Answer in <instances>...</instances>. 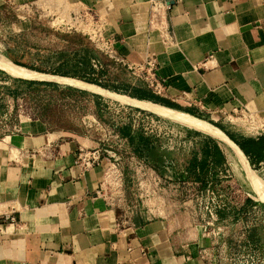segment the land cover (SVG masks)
Segmentation results:
<instances>
[{
    "label": "crops",
    "instance_id": "1",
    "mask_svg": "<svg viewBox=\"0 0 264 264\" xmlns=\"http://www.w3.org/2000/svg\"><path fill=\"white\" fill-rule=\"evenodd\" d=\"M57 1L89 11L101 24L99 39L77 28L37 25L28 14L17 31L34 34V39L0 43V67H25L37 76L12 77L28 80L29 87L45 96L54 90L63 105L79 98L91 108L83 123H52L45 96L41 107L31 111L36 114L16 116L1 108L0 264H206L201 246L189 236L191 229L175 226L168 214L154 215L157 204L142 210L111 201L103 190L109 162L102 159L84 168L78 154L81 148L103 146V131L119 126L131 156L124 162L149 161L155 164L150 175L157 180H191L219 191L231 209L251 205L259 184L244 187L236 176L231 179L228 155L236 151L252 170L264 167V0H161L171 4L166 40L149 25L151 0ZM7 2L24 5L30 0H0ZM37 33L44 40H37ZM148 57L154 58L162 94L127 68ZM97 87L150 102L176 122L106 97ZM174 112L196 118L216 138ZM137 113L171 124L182 139L168 150L155 134L133 131L126 123H141ZM22 117L31 123H23ZM210 124L229 139L228 145ZM102 150L109 160L116 159L113 150ZM152 153L155 162H150Z\"/></svg>",
    "mask_w": 264,
    "mask_h": 264
},
{
    "label": "rangeland",
    "instance_id": "2",
    "mask_svg": "<svg viewBox=\"0 0 264 264\" xmlns=\"http://www.w3.org/2000/svg\"><path fill=\"white\" fill-rule=\"evenodd\" d=\"M28 14L39 23L37 25L47 24L57 28L65 26L71 27L68 29L77 28L91 35L95 41L99 39V33H101V24L98 23V20L89 11L82 9L74 3H62L57 0H30V3L18 5L7 2L6 4L0 3V43L5 41L11 45L10 43L13 42L14 38L18 41H25L28 38L34 39V34H30V37H28L27 32L22 33L17 31V27H22L20 25L21 22H27L26 18ZM15 24L19 26H15ZM36 39L44 40V37L42 34L37 33ZM101 39L100 36V41ZM100 46L101 49H104L102 43H100ZM0 48L3 50L1 46ZM23 50L27 51V49ZM40 50V48H37V53H40ZM10 62L13 63L11 60ZM22 68L24 69L23 71L14 69L13 66H10V69L0 67V72L4 74V76L0 75V110L1 108L10 110L12 111V115L16 116L18 114H36L34 113V109L39 107L42 100L47 97L50 106H48L49 110L46 112V115L49 116L52 123H81L83 121L82 116H84L88 108H91L89 102L83 103V100L73 97L76 100L75 103L63 105L60 103L59 94L54 90H52L49 96H45L46 92H43V90L29 87L28 80L22 78L18 80V78L12 77L15 74L28 77L31 70L25 67ZM14 70L18 72L16 73ZM31 75L37 76V74L32 72ZM4 77L6 78L3 80ZM47 78L55 79L56 77L49 76ZM3 81H6V83ZM57 81L68 82L66 80ZM68 83L73 84L72 82ZM79 83L86 86L76 84L78 87L90 91L93 90L89 88L92 85L83 82ZM97 88L101 90L99 93L106 97L118 100L129 99L126 96H122L124 99H119L120 97H117L119 95H112L107 90ZM132 100L127 101L144 105L142 102L139 103L138 100ZM32 110L34 111L33 113L31 112ZM122 112H119L121 118H123ZM164 115L169 120L176 122L172 117ZM247 118L250 119V117ZM87 119L89 118H86L85 122L88 121L87 123H89ZM22 122L31 123L29 119H25L24 117H22ZM130 124L133 131L140 129L145 134H155L161 138L165 143V149L168 150H171L174 141H179L183 137L179 132L175 131L171 124L162 123L159 118L157 119L150 115L148 120L142 123H126V126H130ZM187 126L189 129L210 136V133L208 131L209 134L205 132L204 128L205 131L201 129L202 126L200 125L198 126L201 128L193 124H187ZM210 126L220 134L227 144L229 139L217 127L211 124ZM119 129L120 127L118 126L113 130L108 129L110 132L104 130L105 134L101 137L104 145H100L101 149L113 150L115 153L114 157H116V159L110 158L109 160L108 154L103 152L104 161L106 163L109 162V164H106L103 190L111 201L118 203L122 207L127 204L129 206L132 204L136 205V209H139V206L141 209L144 207L142 210H148V207L154 208V205L157 204L159 210L155 212V215L165 216L168 214L174 217L175 226L179 225L180 229H191L189 236L196 239V243L201 246V255L206 264H264V169L262 171V168H253L254 171L249 167L246 159L242 160L239 158L236 155V151L232 153V158L245 170L256 172L259 175L256 179L241 182V184L244 187L259 184V187L251 195L254 201L251 205H247L240 210L231 209L224 202V197L219 191L206 190L203 185L200 183L195 184L191 180H181L175 183L162 177H158L157 180V177L153 173L150 175V170L153 169L151 165L154 163H149V161L141 163L135 159H126L124 162V157L129 158L131 156H128L129 145L124 141V134L126 136V133L119 131ZM108 136L110 138H104ZM213 137L216 138L215 136ZM153 154L149 158L150 162H155ZM112 169L116 170V173H110L111 182H108L106 174ZM127 171L129 172L128 175L126 174ZM234 173L229 169L231 179H234V176H236ZM127 181L128 185H126ZM128 186L129 188H127ZM247 191L249 194L253 193L251 188H248ZM129 196L132 198L133 203L131 204L127 202V197ZM135 196L139 205L135 202ZM258 196L259 198H257Z\"/></svg>",
    "mask_w": 264,
    "mask_h": 264
},
{
    "label": "built area",
    "instance_id": "3",
    "mask_svg": "<svg viewBox=\"0 0 264 264\" xmlns=\"http://www.w3.org/2000/svg\"><path fill=\"white\" fill-rule=\"evenodd\" d=\"M171 4L166 1L161 0H151L150 1V18L149 25L152 29L159 30L164 39L166 40V35L169 32L168 25V10L170 9ZM127 68L131 71V73L139 78L143 79L147 85L152 89L156 94H162L163 85L159 81L155 73V61L154 58L148 57L141 63L136 64H128ZM136 120L138 119L141 123L148 120L149 115H142L137 113L135 116ZM105 152L101 149V147H97L93 150H85L81 148L78 154V162L82 167L88 168L99 162H101L103 155ZM114 166V164H112ZM14 218L11 217V221ZM129 250L131 248H128Z\"/></svg>",
    "mask_w": 264,
    "mask_h": 264
},
{
    "label": "bare ground",
    "instance_id": "4",
    "mask_svg": "<svg viewBox=\"0 0 264 264\" xmlns=\"http://www.w3.org/2000/svg\"><path fill=\"white\" fill-rule=\"evenodd\" d=\"M14 69H17V70H20V71H23L17 67H13ZM27 73V72H26ZM31 74V72L29 73ZM113 95V94H112ZM115 95V94H114ZM117 97H120L119 99H124L122 98V96H117ZM111 98V97H110ZM115 99V98H113ZM118 100V99H117ZM127 100H132V99H127ZM127 100H118L119 102L121 103H124V104H131V105H136V106H140L142 108H145L149 111H152L154 113H158L159 115L163 116L166 118V116L164 115V112H162L161 110H158V109H155V108H159V106H156L150 102H147V101H139V103H143L144 105H140V104H137V103H132V102H129ZM133 101V100H132ZM137 101V102H138ZM148 106H151V107H148ZM152 107H155V108H152ZM134 108V107H133ZM176 115H180V116H183L189 120H192L194 121L195 123H197V125H200L202 126V128H204L206 131H208L210 134H212L213 136L214 133L205 125L203 124L202 122H200L199 120H197L196 118H193L192 116H188L187 114H183V113H180V112H174ZM260 124V123H259ZM229 160H230V163L231 165L233 166V169H234V172H235V175L236 177L238 178V180L240 182H248V181H252L254 179H256L259 175L256 173V172H249L247 170H245L234 158H232L231 156H229ZM264 167L262 168V171H263ZM116 170L112 169V170H109L106 174V179L108 182H111V174L110 173H116L115 172ZM157 182V181H156ZM172 203V202H171ZM147 205V204H146ZM150 206V205H149ZM153 206V205H152ZM165 206V205H164ZM159 210V209H158ZM163 213V212H162ZM154 214V213H153ZM155 215V214H154Z\"/></svg>",
    "mask_w": 264,
    "mask_h": 264
}]
</instances>
